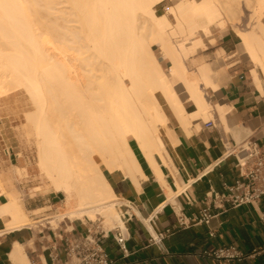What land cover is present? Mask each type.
Segmentation results:
<instances>
[{"label": "bare ground", "instance_id": "6f19581e", "mask_svg": "<svg viewBox=\"0 0 264 264\" xmlns=\"http://www.w3.org/2000/svg\"><path fill=\"white\" fill-rule=\"evenodd\" d=\"M164 1L0 0V95L18 89L29 94L35 109L25 116L35 137L37 167L63 196L54 215L31 222L22 197L7 191L10 182L0 176L6 231L36 222L58 229L59 221L85 217L98 219L104 229L123 226L119 198L103 170L139 186L144 177L133 142L165 185L157 159L167 165L166 145L178 139L163 105L186 133L193 120L199 119V129L200 121L216 116L228 131L226 107L211 104L204 92L221 87L211 64L193 60L190 71L185 61L205 47L200 34L209 37L211 27L238 20L240 2L254 23L235 35L252 65L251 82L264 94V0H170L174 6L157 14L155 7ZM155 45L169 61L168 71L160 66ZM15 247L12 261L28 264L22 246Z\"/></svg>", "mask_w": 264, "mask_h": 264}, {"label": "crops", "instance_id": "0c3cea01", "mask_svg": "<svg viewBox=\"0 0 264 264\" xmlns=\"http://www.w3.org/2000/svg\"><path fill=\"white\" fill-rule=\"evenodd\" d=\"M235 45V39L229 33H225L218 43L225 52L231 51ZM230 71L228 81L210 94L212 103L226 107L224 112L227 126L230 127L228 131L217 116L214 122L212 119L205 121L212 122L209 126L200 121L199 129L196 128L199 119L193 120L187 133L176 120L168 121L178 140L174 146L166 145L169 165H164L160 159L157 161L170 194L165 185L159 182L146 158L138 153L136 145L131 146L145 178L138 177L139 186L135 187L130 178L119 173L116 176L107 171L104 173L117 198L132 202L139 212V217L122 219L127 232V257L122 258L121 250L111 236L100 239L101 246L113 260L111 264H264V197L236 207L226 204L224 208H214L212 212L215 216L207 225L195 224L192 220L206 206L205 197L210 191L224 192L225 186L243 172L233 156L224 158L220 139L225 138L232 144V141L256 137L264 132L263 95L246 83L240 69L234 67ZM172 171L173 174H170ZM176 180L182 184L181 191H178L179 182L175 184ZM23 192L22 202L27 212L45 206H50V209L61 206V199L56 200L59 199L57 193L36 190L30 194L31 191L25 189ZM5 202V195L0 193V204ZM29 216L32 220L38 218L32 212ZM0 219V264H16L11 257L15 254L16 244L22 246L28 261L34 257L47 261L46 252L43 251L47 242L41 240L38 230L25 226L6 231L4 220ZM180 220L187 225H179ZM72 222L75 230L84 231V221L75 219ZM72 222L64 219L61 227ZM166 229H170V232L163 236L160 243L148 244L150 231L159 233ZM209 231L213 233L212 236H209ZM218 246L235 247L246 257L229 261L217 259L211 253Z\"/></svg>", "mask_w": 264, "mask_h": 264}, {"label": "rangeland", "instance_id": "374dc122", "mask_svg": "<svg viewBox=\"0 0 264 264\" xmlns=\"http://www.w3.org/2000/svg\"><path fill=\"white\" fill-rule=\"evenodd\" d=\"M170 6L173 7L174 2L166 0L155 7V12L157 14H164L167 12V9ZM248 10L246 9L245 5L240 2V12L238 14V20L235 21V23L232 24L226 20L222 26L211 27V33L209 37H205L200 34L199 36L201 37L205 47L198 49L194 57H190L187 59L188 61H185L187 68L190 71H193V68L196 67V65L195 67L193 65L194 61H199L200 59L202 62H209L218 77L220 85L222 86L229 79V74L231 73L230 68L233 69L234 67H237L242 71L244 77L246 78V83L253 88L254 84L251 82V79L249 80V70L251 64L246 58V55L243 53V50L239 44V38L235 35L237 30H248L251 28L252 23H254V19H250L251 13L250 10ZM167 17L170 22L174 21L172 15H167ZM58 20L61 21L60 19ZM225 33L232 35L236 44L231 51L227 52L218 46L220 38ZM152 48L160 61V66L163 68V70L168 71V67L170 66L169 61L161 56L158 46L155 45ZM230 62L234 63L235 66L233 65L231 67H227L226 63ZM125 81L127 82L126 79ZM175 88H177L176 90H179L180 86H176ZM204 92L206 93V99L211 104L216 103H212L210 98L211 91L209 89L204 90ZM27 94L28 93L24 89H18L0 95V176H2L3 182H10V184L6 187V190H16L15 192H18L17 195L22 198L24 195L23 190L25 189L27 191H31L30 194L36 190H39L40 192L57 193L59 199L56 198V200H62L63 196L59 197V195H62V193L54 191L50 181H48L46 176L41 173L37 167V157L34 144L35 137L32 127L30 126V122L26 119V116L32 114L35 108L32 101L29 100V94ZM180 97L185 102V109L187 111H191L193 106L191 105V102L185 101L186 95L182 93L180 94ZM262 99H264V94ZM162 107L168 116V121L173 122L175 120L174 116L170 113L165 105ZM236 139L238 140V136ZM130 143L132 146H135L133 142ZM103 171L104 173L106 172V170ZM49 209L50 206H45L44 208L38 209L32 213L37 212V219L48 215H54L56 208ZM26 214L31 222L36 221L30 218V212L26 211ZM62 222L64 221L58 222L57 228L61 227ZM72 224L73 222L67 225L68 229L72 227ZM36 225H39V223L36 222ZM36 225L34 223V225L31 224L30 226L34 227L35 230L40 229V227H35ZM50 225L44 224L43 226L50 227Z\"/></svg>", "mask_w": 264, "mask_h": 264}, {"label": "built area", "instance_id": "2783aa9c", "mask_svg": "<svg viewBox=\"0 0 264 264\" xmlns=\"http://www.w3.org/2000/svg\"><path fill=\"white\" fill-rule=\"evenodd\" d=\"M211 121L205 122V126L211 125ZM264 130V127H263ZM224 148V158L233 156L238 167L243 172L229 185L225 186L224 192L210 191L205 197L206 206L192 219L195 224L207 225L215 216L214 208H224L226 204L233 207L246 203H252L264 197V132L256 137H245L232 144L225 138L220 139ZM9 153V152H8ZM121 207V218L129 220L132 217H139L136 206L123 199H118ZM84 231H77L67 226L52 229L39 225L38 235L42 241H46L43 251L46 252L47 261H40L38 257L29 259L28 264H111L112 258L100 244V239L112 237L122 253V258L129 255L126 247V227L115 225L104 229L97 220H90L85 217ZM179 225L186 226L183 221ZM149 232V231H148ZM170 232H149L148 244L160 243L163 236ZM212 236L211 231L208 232ZM46 237H49L48 239ZM211 255L217 259L241 260L246 257L235 247L218 246Z\"/></svg>", "mask_w": 264, "mask_h": 264}, {"label": "water", "instance_id": "95a60500", "mask_svg": "<svg viewBox=\"0 0 264 264\" xmlns=\"http://www.w3.org/2000/svg\"><path fill=\"white\" fill-rule=\"evenodd\" d=\"M59 197H62V195L60 194Z\"/></svg>", "mask_w": 264, "mask_h": 264}, {"label": "trees", "instance_id": "16d2710c", "mask_svg": "<svg viewBox=\"0 0 264 264\" xmlns=\"http://www.w3.org/2000/svg\"><path fill=\"white\" fill-rule=\"evenodd\" d=\"M159 14V13H158Z\"/></svg>", "mask_w": 264, "mask_h": 264}]
</instances>
